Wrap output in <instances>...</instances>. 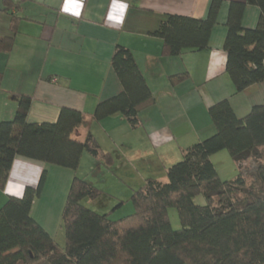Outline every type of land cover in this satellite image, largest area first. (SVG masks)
Instances as JSON below:
<instances>
[{"label": "trees", "instance_id": "1", "mask_svg": "<svg viewBox=\"0 0 264 264\" xmlns=\"http://www.w3.org/2000/svg\"><path fill=\"white\" fill-rule=\"evenodd\" d=\"M9 12L20 1L3 0ZM246 4L257 5L255 27L245 28ZM221 0H212L205 18L168 14L152 35L163 39L164 55L209 48ZM19 18L11 17V33L0 36V51L14 45ZM224 42L226 73L234 93L264 81V0L232 2ZM122 91L98 103L92 120L100 122L122 114L132 127L139 114L155 102L152 89L133 52L117 46L111 59ZM187 73L171 76L183 82ZM14 117L0 122V188L4 189L17 156L75 171L61 214L65 245L61 246L33 217L47 172L36 187L27 186L21 197L9 196L0 208V264H264V189L247 178L243 165L261 158L264 147V104L253 105L239 116L228 98L209 108L216 131L183 150L182 159L170 165L165 181L149 177L131 197L134 212L112 218L83 204L103 191L76 174L85 152L111 165L92 132L80 141L75 130L87 120L83 112L63 107L54 122H29L32 97H17ZM227 150L238 167L232 179L220 176L211 156ZM264 183V165L258 167ZM202 195L204 204L195 202ZM217 199V200H216ZM122 205L119 203L117 206ZM178 210L181 227L175 229L169 208Z\"/></svg>", "mask_w": 264, "mask_h": 264}, {"label": "crops", "instance_id": "2", "mask_svg": "<svg viewBox=\"0 0 264 264\" xmlns=\"http://www.w3.org/2000/svg\"><path fill=\"white\" fill-rule=\"evenodd\" d=\"M14 1L19 5L6 12L0 0V36L11 33L12 15L19 18L12 49L0 51V122L14 117L21 95L32 97L29 122H54L63 107L79 110L87 122L73 138L82 141L92 132L102 149L111 152L109 166L120 176L128 178L124 172L138 165L145 178L165 181L168 167L180 160L185 148L215 133L209 114L213 104L228 98L239 116L253 105L264 104V81L234 93L226 73L224 42L230 5L246 0H221L209 48L177 56L164 55L163 39L151 32L168 14L205 18L212 0ZM259 17L260 8L246 4L242 25L253 28ZM119 45L133 52L155 98L140 112L136 127L120 113L100 122L92 120L99 102L122 91L111 64ZM180 73L188 78L172 83L171 76ZM87 155L83 154L76 173L85 157L91 159ZM90 161L91 169L83 178L94 185L107 167L100 160ZM44 170L46 180L32 215L59 243L61 214L75 171L17 156L6 187L0 188V208L9 196L21 197L27 186L36 187ZM156 171L162 174L155 176ZM88 201L102 207V213L115 209L105 207L101 199Z\"/></svg>", "mask_w": 264, "mask_h": 264}, {"label": "rangeland", "instance_id": "3", "mask_svg": "<svg viewBox=\"0 0 264 264\" xmlns=\"http://www.w3.org/2000/svg\"><path fill=\"white\" fill-rule=\"evenodd\" d=\"M130 124V123H129ZM105 152V151H104ZM111 154V152H108ZM85 154H88L85 152ZM112 155V154H111ZM86 156V155H85ZM91 159L84 158L83 165L80 167L79 173H76L78 176L83 177L86 175L87 171L90 168V160L97 163L95 158L92 155H87ZM88 158V157H87ZM182 157L180 158V160ZM99 162V159H97ZM212 162L215 164L220 176L224 179H232L238 174V167L227 150H222L218 153H215L212 156ZM101 161V160H100ZM179 161V160H178ZM106 165V166H105ZM260 165H264V147H261V158H251L247 160V162L243 165V171L247 173V178L250 182L254 183L258 188L264 189V183L258 178V167ZM139 167L138 165H136ZM104 167L107 169V173L103 174L101 177L96 178L94 180L95 186L102 190L108 191L114 196L109 197L107 193L103 194L100 198L104 200L105 207L106 205H111L110 209L114 212L112 213V218L117 219L126 215H129L134 212L133 203L131 201L132 194L139 190L144 186L147 178L144 177V173L141 170H137V167L134 168L132 172L128 170V173L124 172L128 178L125 176H120L116 173V169L111 168L109 165L104 164ZM132 173V174H131ZM162 174L160 171L155 172V176ZM100 199L99 200L100 202ZM89 199H84L82 202L85 206L94 209L96 211H104L102 207H100L97 203H89ZM120 200H123V204L121 206H117L120 203ZM196 203L204 204L205 198L202 195H199L195 199ZM217 200V199H216ZM169 217L172 223V226L175 229H179L181 227L178 210L175 207L169 208ZM61 242H59L62 246L65 243V230L64 227H61V235L58 237Z\"/></svg>", "mask_w": 264, "mask_h": 264}]
</instances>
